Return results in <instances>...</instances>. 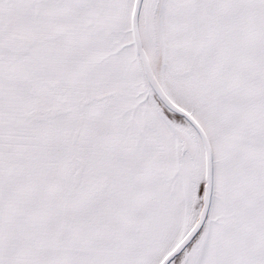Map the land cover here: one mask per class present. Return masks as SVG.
I'll list each match as a JSON object with an SVG mask.
<instances>
[{"label": "snow or ice", "instance_id": "1", "mask_svg": "<svg viewBox=\"0 0 264 264\" xmlns=\"http://www.w3.org/2000/svg\"><path fill=\"white\" fill-rule=\"evenodd\" d=\"M0 264H264V0H0Z\"/></svg>", "mask_w": 264, "mask_h": 264}]
</instances>
